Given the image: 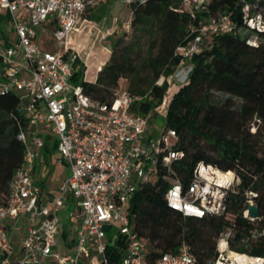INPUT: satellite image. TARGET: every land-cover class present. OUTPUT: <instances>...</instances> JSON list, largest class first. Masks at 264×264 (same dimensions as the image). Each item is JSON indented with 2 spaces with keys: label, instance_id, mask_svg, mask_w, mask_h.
Masks as SVG:
<instances>
[{
  "label": "built area",
  "instance_id": "built-area-1",
  "mask_svg": "<svg viewBox=\"0 0 264 264\" xmlns=\"http://www.w3.org/2000/svg\"><path fill=\"white\" fill-rule=\"evenodd\" d=\"M106 1L0 0V12H8L4 17L7 33L0 35V94L12 92L18 96L15 118L18 139L25 148L23 162L10 182L7 201L0 206V264H43L47 259L57 264H94L97 257L98 264H115L106 254V228L113 227L128 240L126 252L116 264H197L186 241L176 252L152 256L148 241L134 230L130 218L133 197L161 167L168 182L166 202L185 216L224 215L230 193L239 190L241 179L236 171L205 161L196 164L189 182L184 183L174 167V161L184 155L175 149L176 131L166 130L155 139L149 133L153 111H132L133 104L145 96L118 89L111 101L100 102L71 81L79 54L70 34L79 29L88 9ZM123 1L130 6L136 0ZM212 1L183 0L178 9L192 20L200 13L204 15L198 25L192 22L188 26L187 40L176 47L180 61L168 78L170 85L188 83L194 57L217 36H242L251 46L261 44L264 5L260 0H237L234 9L216 14L210 13ZM130 15L128 24L132 21L131 11ZM46 23L54 27L51 37L60 42L54 50H44L40 45L41 36L47 35ZM163 81L161 78L156 84ZM160 115L165 116L166 110ZM48 142L55 146L52 153L58 154L55 165L69 169L53 196L35 177L39 168L48 165L44 151ZM244 195V216L259 222L262 215L252 217L249 211L251 205L259 208L258 193L247 190ZM71 204L73 210L69 209ZM64 209L75 244L62 254L58 245L64 229L60 212ZM8 221L14 222L11 227ZM23 224L27 225L25 234L21 232ZM13 231L21 236L19 246ZM261 235L264 227L251 230L242 240ZM235 237L233 226L219 233L214 264H264L263 256L233 249Z\"/></svg>",
  "mask_w": 264,
  "mask_h": 264
},
{
  "label": "trees",
  "instance_id": "trees-1",
  "mask_svg": "<svg viewBox=\"0 0 264 264\" xmlns=\"http://www.w3.org/2000/svg\"><path fill=\"white\" fill-rule=\"evenodd\" d=\"M264 5V0H260ZM183 0H136L130 4L132 34L113 42L112 53L98 73L96 82L84 79L77 67L71 78L86 94L100 102L111 101L116 89L143 95L132 111L148 114L166 110L165 131L177 133L175 149L184 155L174 167L188 183L199 161L234 170L241 182L231 192L227 211L221 216H185L168 206L165 169L159 168L152 181L140 186L130 205L134 230L148 241L152 256L176 252L186 241L197 257V264H214L217 237L228 226L236 229L233 249L264 257V235L248 239L251 230L264 227V44L251 46L242 36L221 35L194 57V70L188 83L168 82L177 65L176 47L187 40L188 26L199 24L204 14L192 20L179 11ZM237 0H213L210 13L232 10ZM239 16L235 13L234 18ZM264 40V32H259ZM79 63V61H78ZM164 78L161 85L156 82ZM126 82V87L123 82ZM215 93L227 95L218 99ZM18 96L0 94V206L8 198L10 182L24 159V144L18 139L15 118ZM255 129V130H253ZM55 146L44 148L47 164ZM41 186L45 189L44 181ZM258 193L262 219L253 222L244 216L245 191ZM51 196L52 193H50ZM71 227L65 225L62 238L68 240ZM71 245V242H70ZM128 240L115 233L107 238L106 254L119 263Z\"/></svg>",
  "mask_w": 264,
  "mask_h": 264
},
{
  "label": "rangeland",
  "instance_id": "rangeland-1",
  "mask_svg": "<svg viewBox=\"0 0 264 264\" xmlns=\"http://www.w3.org/2000/svg\"><path fill=\"white\" fill-rule=\"evenodd\" d=\"M101 7H104V15L106 16V21L104 24L105 30L111 27L112 23H114L115 19H117L120 20L117 23L118 31L116 33H112L111 36H108L106 34H97L95 31H90V28H83V31L80 35L74 34L72 32L70 37L74 38L75 40L72 41L74 42L75 48L78 51L80 63H83L84 59L93 60V62L99 64H102L105 60L108 61L112 53L113 42L121 37H125L127 40H129V38L131 37L132 26L131 24H128L131 16L130 6L121 0H109L107 3L100 5V8ZM123 21H125L127 25L125 27L123 26L122 28H120L119 24ZM44 27L48 31L47 35L41 36L40 45L44 50H54L60 44L59 41L51 37L54 32V27L49 25L48 23L44 24ZM12 36L15 37L14 34H12ZM261 42L264 44V40L261 39ZM79 69H81L82 74L84 75V79L85 75L86 77H88V75H90L92 72V69L90 68V70L85 74V72L83 71V64L80 66ZM123 86L126 87L125 81L123 82ZM215 96L218 99H224L227 95L215 93ZM153 113L154 116L149 127V133L151 136H153V138L158 139L165 132V116L160 115V112L158 111H153ZM57 156L58 154L52 153L49 157L50 163L43 170H40L39 168V173H37V175L35 176L37 180L44 181L45 191H52V193L55 194L58 192V189L64 177L69 175V169L67 167H59L55 165V160ZM38 184L41 185V182H38ZM69 209L73 210L74 205L71 204ZM125 211H127V209ZM65 213L66 210L64 209L60 212V216L62 217V221L64 223H67L68 220L65 218ZM114 224L116 226L119 225L117 221H114ZM116 231V227L110 229L106 228L107 238L110 235L113 236ZM58 250L60 251V253L64 254V247L61 244L58 245ZM92 255H96L95 257H97L96 252H92ZM13 258L15 259V257ZM99 259L100 258L97 257V262H95L94 264H98Z\"/></svg>",
  "mask_w": 264,
  "mask_h": 264
},
{
  "label": "crops",
  "instance_id": "crops-1",
  "mask_svg": "<svg viewBox=\"0 0 264 264\" xmlns=\"http://www.w3.org/2000/svg\"><path fill=\"white\" fill-rule=\"evenodd\" d=\"M108 1H106L105 3H107ZM121 1H123V0H121ZM105 3H102V4H105ZM124 3H126V2H124ZM102 4H100V5H102ZM100 5L87 10V12L84 15L83 21H82L81 25L79 26V29L72 31L74 34L80 35L83 31L82 30L83 28L84 29L90 28L89 29L90 31H95L97 34H106L108 36H111L112 33H116L118 31L117 23L120 20H117V19H115V22L112 23L111 27H109L107 30H105L104 24L106 21V16L104 15V7L100 8ZM5 16H8V12H6V11L0 12V29H1L0 35L1 36H4L7 33V31H6L7 30V27H6L7 23L4 20ZM125 21H123L122 23L119 24L120 28H122L123 26L124 27L126 26ZM70 39L75 41L74 38H72V37H70ZM106 61L107 60L103 61L102 64H99V63L93 62V60L84 59L83 63H80V61H79L78 68H80V66L83 64L84 65L83 71L85 72V74L91 68L92 72L90 75H88V77H86V75H85V80L89 81V82H96L97 77H98V73L102 69V67L106 63ZM47 192L49 193V195H50V193H52V191H47ZM54 194L55 193H52V195H54ZM13 223H14L13 221H8V225H10V227L13 225ZM65 225H69L71 227V234L72 235L70 234L68 240L66 241L62 238V234H61L59 236V244H61L64 247V253H67L74 248L75 242H74V235H73L74 233H73L72 225L69 222H67V223L65 222L64 226ZM21 228H22L21 229L22 234H25L27 231V225L23 224L21 226ZM12 233H13V238L15 240V244L17 246H19L20 241H21V236L16 231H13ZM70 242H71V245H70ZM82 259H83V261L87 262L86 261L87 259L85 257H83ZM43 264H57V263L53 259H47V260H45V262Z\"/></svg>",
  "mask_w": 264,
  "mask_h": 264
},
{
  "label": "water",
  "instance_id": "water-1",
  "mask_svg": "<svg viewBox=\"0 0 264 264\" xmlns=\"http://www.w3.org/2000/svg\"><path fill=\"white\" fill-rule=\"evenodd\" d=\"M249 211L252 217H259L261 215L260 210L256 205L249 206Z\"/></svg>",
  "mask_w": 264,
  "mask_h": 264
},
{
  "label": "bare ground",
  "instance_id": "bare-ground-1",
  "mask_svg": "<svg viewBox=\"0 0 264 264\" xmlns=\"http://www.w3.org/2000/svg\"><path fill=\"white\" fill-rule=\"evenodd\" d=\"M72 44H73V46H74V48H75V45H74V42L72 41Z\"/></svg>",
  "mask_w": 264,
  "mask_h": 264
}]
</instances>
